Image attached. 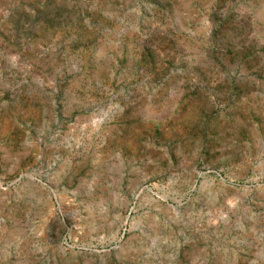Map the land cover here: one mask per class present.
I'll use <instances>...</instances> for the list:
<instances>
[{
  "label": "rangeland",
  "instance_id": "374dc122",
  "mask_svg": "<svg viewBox=\"0 0 264 264\" xmlns=\"http://www.w3.org/2000/svg\"><path fill=\"white\" fill-rule=\"evenodd\" d=\"M0 264H264V0H0Z\"/></svg>",
  "mask_w": 264,
  "mask_h": 264
}]
</instances>
